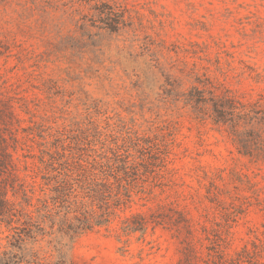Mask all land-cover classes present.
I'll return each mask as SVG.
<instances>
[{
  "label": "rangeland",
  "instance_id": "1",
  "mask_svg": "<svg viewBox=\"0 0 264 264\" xmlns=\"http://www.w3.org/2000/svg\"><path fill=\"white\" fill-rule=\"evenodd\" d=\"M103 1L124 12L127 27L117 34L97 28L86 0H0V40L10 47L0 58V90L21 99V127L34 124L28 150L37 155L41 131L46 137L76 128L170 142L166 165L143 185L146 199L135 197L108 229L78 237L69 259L177 264L181 245L172 231L148 227L120 237L118 230L130 213L170 206L196 229L219 224L224 258H238L226 264H264V164L239 155L223 131L173 103L165 79L185 91L205 76L245 100L264 96V0ZM210 182L222 190L223 210L205 199ZM196 247L195 264H205L206 252Z\"/></svg>",
  "mask_w": 264,
  "mask_h": 264
},
{
  "label": "trees",
  "instance_id": "2",
  "mask_svg": "<svg viewBox=\"0 0 264 264\" xmlns=\"http://www.w3.org/2000/svg\"><path fill=\"white\" fill-rule=\"evenodd\" d=\"M99 1L86 0L95 11L98 29L117 34L127 27L120 8ZM9 53V45L0 40V58ZM165 79L173 103L223 131L239 155L264 164V96L245 100L205 76L195 78L196 85L185 91L170 75ZM20 100L0 90V264H73L68 253L78 237L108 229L135 197L146 199L143 185L166 165L170 142L164 136L130 132L104 136L96 127L46 137L41 131L39 142L33 143L35 155L25 145L27 139L33 142L28 136L34 124L22 128L24 121L15 110ZM18 151L25 153L19 158ZM221 196L222 190L210 182L206 201L223 210ZM158 226L179 240L177 264H195L196 245L206 252L205 264L238 261L224 258L226 235L218 223L196 229L183 212L170 206H158L148 215L130 213L120 221L119 236L144 234L148 227Z\"/></svg>",
  "mask_w": 264,
  "mask_h": 264
}]
</instances>
